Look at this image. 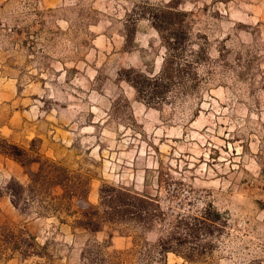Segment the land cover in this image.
Listing matches in <instances>:
<instances>
[{"label":"rangeland","instance_id":"1","mask_svg":"<svg viewBox=\"0 0 264 264\" xmlns=\"http://www.w3.org/2000/svg\"><path fill=\"white\" fill-rule=\"evenodd\" d=\"M167 10L184 12L172 49L154 25ZM38 160L81 174L101 209L106 184L149 196L153 215L94 232L58 219L48 190L29 188ZM186 221L202 222L196 237ZM11 258L264 264V0H0V263Z\"/></svg>","mask_w":264,"mask_h":264},{"label":"trees","instance_id":"2","mask_svg":"<svg viewBox=\"0 0 264 264\" xmlns=\"http://www.w3.org/2000/svg\"><path fill=\"white\" fill-rule=\"evenodd\" d=\"M183 14L184 12L181 10L163 11L161 14H158L160 16H157L161 23H163V26H161L162 24L159 25L155 20L154 25L161 33L166 29L169 30L163 36L170 49L173 48L172 45L182 35H186L182 28H172L175 25L173 18L176 15ZM146 79L148 82L167 81V77L164 74L156 77L146 76ZM136 85L138 87V84ZM14 148L16 149L17 147L14 146ZM9 155L25 165L23 160L20 159V152H11ZM38 161L40 162L38 170L28 172L30 176L29 188L33 191L37 190L36 185L40 184L42 190H48L50 196L49 207L53 211L52 216L63 220L61 213H66L73 217V224L90 229L93 232L100 230L107 223L114 222L117 217H126L129 214H131V219L145 224L151 219L153 212L151 208L152 202L149 196L132 190L130 191L123 187L103 184L99 190L101 205L104 207V209H101L100 205H94L88 201V183L81 174L72 172L68 167L59 162L51 160ZM23 188L24 186L15 179H12L8 184L12 202L17 207H19L18 199L22 195ZM53 188H59L61 192L53 194L51 192ZM49 189L51 190L50 192ZM201 226L203 224L200 221H186L182 225L184 230H186V235L190 237H196L200 232ZM178 235H180L179 230H175L170 234V238L175 240L176 245L182 244V237ZM168 249L179 253L175 248Z\"/></svg>","mask_w":264,"mask_h":264},{"label":"crops","instance_id":"3","mask_svg":"<svg viewBox=\"0 0 264 264\" xmlns=\"http://www.w3.org/2000/svg\"><path fill=\"white\" fill-rule=\"evenodd\" d=\"M13 258H11L10 260H8L6 263H0V264H10L12 262Z\"/></svg>","mask_w":264,"mask_h":264}]
</instances>
